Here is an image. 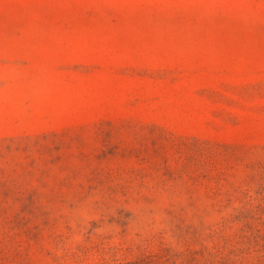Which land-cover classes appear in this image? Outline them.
Listing matches in <instances>:
<instances>
[{
  "label": "rangeland",
  "instance_id": "1",
  "mask_svg": "<svg viewBox=\"0 0 264 264\" xmlns=\"http://www.w3.org/2000/svg\"><path fill=\"white\" fill-rule=\"evenodd\" d=\"M0 264H264V0H0Z\"/></svg>",
  "mask_w": 264,
  "mask_h": 264
}]
</instances>
